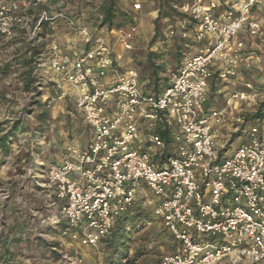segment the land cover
Returning a JSON list of instances; mask_svg holds the SVG:
<instances>
[{
    "label": "built area",
    "instance_id": "built-area-1",
    "mask_svg": "<svg viewBox=\"0 0 264 264\" xmlns=\"http://www.w3.org/2000/svg\"><path fill=\"white\" fill-rule=\"evenodd\" d=\"M238 3L239 0H186L174 4L179 18L175 25L169 27L165 35L172 38L179 36L190 41L197 46V52L191 56H185L176 68L170 70L167 83L162 87L159 85L158 89L145 85L141 73L136 68H124L115 54L116 43L121 44L126 51L135 50L140 39L139 27L135 22L120 29L108 30L113 33L114 41L106 35H96L87 40H80L81 47H76L72 55H67L62 45L54 43L51 48L48 46L47 62L39 64V66L46 65V70L52 75L49 81L53 82L55 89L60 90V95L64 99L71 101L72 97L79 96L82 92L84 96L92 97V105H96L98 101L103 100V97L97 94L98 91L110 92L112 89H120L131 102V107L127 109L129 114L143 113L134 117L139 124H144L146 121L156 123L155 135L146 133L149 139L139 140V143L144 145L141 151L135 153L140 163L132 158L131 152L126 153L127 159L117 152L109 157L112 166L108 175L96 172V168L103 164L107 153L102 147L93 150L90 138L83 147L79 144L71 145L61 158V162L66 159L67 163L76 164L82 172L95 173L92 180L106 184L108 191H114L113 183H117L123 189L125 184L139 179V176L130 175L132 171L139 172L141 168L152 167L153 160L158 162L155 175L159 177L165 173L166 178L157 183V187H163L165 191L163 199L157 202L154 215L173 237L175 245L172 251L164 253L155 264H180L189 256L192 258V264L264 262V239H261L264 236V232L261 231L264 229V216L260 215L264 212V163L256 159L264 153V147H261L264 144V136L260 135L261 128L258 126L260 124H255L251 128V132L256 133V136L249 135L247 140H243L234 151L227 155L221 154L219 148V150H213L214 157L209 160V149H205L199 153L202 158L200 161L191 162L182 151L183 141L188 145L189 155H196L197 149L203 147L202 137L205 129L208 135L216 138L214 133L216 126L211 123V117L225 113L229 116L231 109H252L256 105V92L238 90L226 95L224 106L206 108L209 82L214 74L213 68L221 62L225 64V67H217L216 70L221 80L238 76L242 67L264 68V57L254 51L244 52L245 43L243 38H240L242 33L250 37L260 33L261 22L252 14L253 10L260 5L258 2L252 4L247 9L248 18L246 19L237 7ZM141 9L142 1L140 0L135 11ZM31 14V10L27 13L4 12L3 17H0V33L4 37L7 35L3 31L6 21H8L9 31H18L24 16ZM21 30L26 32V29ZM164 43L166 40L158 38L150 50L159 52V48ZM94 49L95 55L92 54ZM76 55L81 61L87 57V65L81 62L72 66L73 71H78L83 79L78 80L76 75L68 74L62 84L58 79L61 76L58 70L63 65L66 71L69 62ZM105 59L108 64L102 65L101 62ZM93 76L96 79H93ZM116 76L122 79L117 80ZM97 81L103 85L102 89H97ZM201 83L208 87V92H202ZM133 91L139 92V95L134 96ZM173 92H177V95L174 96ZM121 93L113 92L112 99L119 103ZM202 95L205 97L203 100ZM185 96H188L193 103L188 104L184 100ZM233 97L237 98L233 99ZM149 102L151 106L141 107L148 105ZM76 104L78 111L83 109L90 134L95 133L99 136L97 143L102 141L108 145V148H112L115 147L117 139L119 142L124 141L125 133L116 128L107 135L100 136L99 133L104 131L100 116H96L88 100L80 104L77 99ZM161 104L163 107H159ZM99 111L101 116L105 115L106 109L102 104ZM120 111L125 109L121 108ZM107 113L110 116H116V113L110 109ZM194 113L195 119L192 118ZM239 128L237 127L235 131L237 132ZM190 135L195 136L194 141L189 139ZM155 139H160L165 144V150L150 156L149 153L152 151L150 148L156 147ZM245 147H251L252 154L244 152ZM85 154L88 157L86 161L76 160L77 155ZM57 166V162L51 164L43 175L44 179L36 181L35 187L39 200L37 213H41V222L56 220L54 228L65 225V221L59 219L58 213L72 207L76 192V189L72 187L75 183L73 180L75 173L60 177L56 171ZM66 167L67 164H63L61 170ZM122 168H126L127 171H122ZM206 169H220L221 174L214 175L212 171H205ZM176 172L180 174L174 175ZM194 182L195 186L189 187ZM88 186L95 188V195L89 197L90 203H95L99 199L103 210V206L112 197L105 196V188L102 186L98 187L91 183ZM189 193L192 194L191 198L188 197ZM86 195L84 190H80V199ZM121 195L126 199L128 191H122ZM251 197L255 199L252 200ZM169 205L172 207H168ZM203 209L208 211L205 213ZM128 211L122 210L115 220L111 219L112 213L109 212L111 227L110 235L107 237L111 236L117 220ZM213 212L216 213L215 216L212 215ZM174 216L183 217V219H173ZM170 220L171 223H169ZM193 220L200 223L193 224ZM63 230L66 231V227ZM107 237H101V239L104 240ZM236 237H240L239 242L233 243ZM202 240L204 244H211L212 247L202 248ZM188 245H191V248Z\"/></svg>",
    "mask_w": 264,
    "mask_h": 264
},
{
    "label": "clouds",
    "instance_id": "clouds-1",
    "mask_svg": "<svg viewBox=\"0 0 264 264\" xmlns=\"http://www.w3.org/2000/svg\"><path fill=\"white\" fill-rule=\"evenodd\" d=\"M106 2L107 0H0V17H3L4 12L9 11L27 13L28 10H31L32 13L31 15H25L19 24V28L26 29V32L23 33L19 31H9L8 21H6L3 31L6 32L7 35L2 41H0V44L7 43V41L14 39L20 41V43L15 45L16 48L20 49V52L16 55L20 56L26 51L27 48L32 46L30 42L40 30L41 22L48 21L49 27L53 30V35L48 38L49 48H51L54 43L59 44L64 46V50L67 55H72V52L76 51V49L73 44L65 43L66 38L64 33L74 35L78 40H87L96 35H103L104 33H98L96 29L99 26L100 18L106 14L104 7ZM139 2L140 0H126L125 10L135 12V7ZM257 2L259 3L261 9L259 15H264V0H239L237 7L247 19V9L252 4ZM42 4L47 5L49 8L53 9V11H41L40 5ZM33 21H35L34 24ZM13 51L14 49H9L7 53L0 56V65L11 61L13 69L12 75H10L7 79L0 77V98L3 97L4 93H8L12 101H19L16 104L9 103L5 105L4 110L0 112V120L9 121L8 124H5L2 128H0V137L7 135L8 139L13 141L15 144L12 157L9 159L15 157L17 152H29V141L30 137L32 136L31 131H24L22 133L19 131H13L11 129L12 122L16 119H22L24 126L28 125L29 123L33 124L34 126L36 115V113H33L32 116H28L23 111L27 102L35 96V93L29 92L28 94H25L22 88L17 91V88H19L21 84V74L24 72V68L17 62L13 55H11ZM92 54H96L95 49L93 50ZM29 55H31V53H29ZM41 59H44V57H41ZM81 62L87 65V57H85L84 61H81L78 55L73 56L66 71L62 65L61 69L58 70L61 73V76L58 77V79L62 84L67 78L68 74L76 75L78 80L83 79V77L79 75L78 71H73L72 67L73 65ZM101 64H108L107 59L103 60ZM38 76V83L51 78V76L47 73L46 65H40ZM93 79H96V77L93 76ZM115 79L119 80L122 79V77L116 76ZM173 79H175V77H173ZM243 83V78L238 77L234 84H230V90L235 91L236 87L238 85H242ZM9 85H11V87H9ZM200 86L202 88V92H208V87L206 85L201 83ZM102 88L103 85L97 81V89L99 90ZM129 91L132 90L129 89ZM52 92L53 89H48L47 95L44 97V99H48V97L52 95ZM55 92L56 96H52V99L49 101V103H59L62 106H66L69 101L65 100L64 97L60 95L59 89H55ZM113 92L121 93V90L112 89L110 92L98 91L97 94L102 96L103 100L98 101L96 105H92V97L84 96L82 92H80L79 96H74L71 98L74 109L77 108V99L79 100L80 104H83L85 100H88L89 105L95 110L96 116H100L101 118V127L104 129V131L99 133L100 136L107 135L112 131L113 128L119 129L121 132L125 133L124 141L119 142L117 139L115 147L112 148H108V145L104 144L102 141L97 143L96 141L99 140V136H97L95 133L90 134L93 150L101 147L106 150L107 154L104 157L103 164L96 168V172H102L105 175L109 174L112 166L109 161V157L116 154L117 152L124 155L125 159H127L126 153L131 152L133 154L132 158L136 160L137 163H140L139 158L135 155V153L141 151L144 148V145L139 143V140L149 139V136L146 133H153L154 136L156 129V123L151 121H146L144 124H139L137 119L134 117H138L139 114L143 113L138 114L133 112L132 114H129L127 109L131 107V102L129 101L128 96L121 93L119 96V103H117L116 100L112 99ZM132 94L134 96L139 95V92L133 91ZM173 95H177V92H173ZM57 97H59V99H57ZM204 98L205 97L202 95L201 99L203 100ZM236 98L237 97H233V99ZM258 98L264 99V97ZM184 100L187 101L188 104L193 103V101L190 100L188 96H185ZM101 104L106 109L104 116H101L99 111ZM148 106H151V102H149L148 105H142L141 107ZM159 107H163V104L159 105ZM121 108H124L125 111H120ZM185 108L187 109V105H185ZM109 109L112 112H115L116 116L108 115L107 110ZM247 111H249L248 108L243 109L244 113ZM79 113L81 117L84 116L83 109H79ZM192 118H196L195 113L193 114ZM110 121H114V123H110ZM211 123L216 126L215 131L218 134L217 138H213L212 136L208 135L207 130L205 129L204 136L202 137L203 147L197 149L196 155H189L188 145L186 142L182 141V143H184V148L182 151H184V154L188 156L191 162L200 161L202 158L199 156V153L205 149H209V160L213 159V150H219V147L222 145V143L227 141L229 125L232 123V121L228 119L227 114L225 113L216 117H211ZM258 126L261 128L260 135L264 136V124ZM193 127L195 126L193 125ZM243 127V136L245 140L248 139L249 135H257L256 133L251 132V123ZM221 131L224 132V135H219ZM189 139L194 141L195 136L190 135ZM38 143L44 145L45 148L50 147L49 145H46L43 140L38 141ZM155 145L156 147L149 153L150 156H154L158 151L165 150V144L162 143L160 139H155ZM253 146H255L254 141ZM261 147H264V144H262ZM244 152L252 154V148L245 147ZM54 159H56L58 164L56 171L59 173L60 177H64L69 173H75L73 176L75 183L72 184V187L76 189V192L72 200V207L65 209L62 213H58L59 219L64 220L66 226V231L60 229V231H62V237L59 240V244L60 250L64 254L61 264H104V257L107 254V248L101 237H107L110 235L109 228L111 227V221L109 218V212L112 213V220H115L117 215H119L122 210L134 211L137 208L142 207L154 212L155 208L157 207V202L163 199L165 191L163 187H157V183L159 180L165 179L166 174L162 173L159 177L155 175L158 162L153 160L152 167L147 169L141 168L139 172L132 171L130 173V175L133 177L139 176V179H135L125 184L123 189L117 183H113L112 187L114 191H108L106 184L98 180H92V176L95 175V173L90 174L82 172L76 164L67 163L66 159H64L62 162L59 158L54 157ZM87 159L88 157L86 154L76 156V160L79 162H84ZM237 159H239V156H237ZM256 159L264 163V153H261V157H256ZM36 163H39V160H37ZM63 164H67V167L61 170ZM22 166L27 167L26 164ZM121 170L127 171L126 168H122ZM205 171H212L214 175L221 174L220 169H206ZM179 174V172L174 173V175ZM225 179L227 178L225 177ZM90 183L95 184L98 187H104L105 196L112 197V199L103 206V210L101 209L102 202L99 199H97L95 203H90L89 201V197L95 195V188L88 186ZM194 186L195 182L193 185H189V187ZM80 190H84L87 193L83 199L79 198ZM122 191H128V196L126 199L123 195H121ZM191 195L192 194L189 193L188 197L191 198ZM116 197H119V199H116ZM251 199L254 200L255 197H251ZM168 207L172 206L169 205ZM203 210L205 213L208 211V209ZM212 215L215 216L216 213L213 212ZM260 215L264 216V212H261ZM25 219L26 214H23L17 218L16 222L23 226ZM173 219H183V217L174 216ZM171 222L172 221L170 220L169 223ZM192 223L199 224L200 222L193 220ZM48 225L56 227V220H43L39 224L29 226L31 229L30 238L33 241V248L36 251H39L36 237L42 236V233L39 231V229L46 228ZM204 227H206V225ZM261 231L264 232V229ZM45 239L50 240L51 238L45 237ZM239 239L240 237H236L233 240V243H238ZM261 239H264V236H262ZM159 242V239H157L152 232H145L143 237L136 241V244L143 245L147 248H152ZM40 246L42 247L43 245ZM188 247L191 248V245H188ZM201 247L207 249L211 248L212 245L204 244L201 241ZM72 253H75V255ZM5 261L6 257L4 256V249L0 248V264H5ZM26 264H44V262L42 259L37 257L34 261L26 262ZM180 264H192L191 256L187 257L185 261L180 262Z\"/></svg>",
    "mask_w": 264,
    "mask_h": 264
},
{
    "label": "rangeland",
    "instance_id": "rangeland-1",
    "mask_svg": "<svg viewBox=\"0 0 264 264\" xmlns=\"http://www.w3.org/2000/svg\"><path fill=\"white\" fill-rule=\"evenodd\" d=\"M142 9L135 12L125 10L126 0H116V9L119 14L118 20L123 22L124 27L131 22H138L139 24L147 21V26L140 25L142 36L135 46V50L126 51L125 55L118 58L120 64L124 67H134L140 73L142 81L145 85H152L151 68L149 67L148 55L153 44V39L157 37L161 40H166L159 48L158 57L152 60L158 67V77L161 82V87L167 83L168 73L170 70L176 68V65L185 57L191 56L197 52V46L188 40L176 37H169L165 34L171 25H175L179 16L175 11L174 4H179L186 0H141ZM40 5V10L42 6ZM174 10H169V8ZM260 7H256L252 14L261 22V31L255 37H250L246 33H242L240 38H243L245 43V51H254L264 57V15H259ZM53 11V9L51 10ZM173 17H176L173 18ZM96 31L104 33L107 36L108 28L102 24V17L100 18L99 26ZM44 40H48L53 35V30L46 26L43 28ZM156 34L155 38L154 35ZM65 38H72L74 42L78 41L74 35L64 33ZM155 41V40H154ZM20 43L16 40L13 42L0 44V56L8 52L9 49H14L11 53L13 57H17L19 61L24 57V53L20 56L16 54L20 52L15 45ZM188 45V46H187ZM5 63L0 65L4 67ZM23 67V66H22ZM40 67V66H39ZM13 69L7 73H2L0 70V77L7 79L12 75ZM213 76L210 79V104L215 101L222 104L221 97L225 93H230V84H234L237 77L221 80L217 73L216 67L213 68ZM48 75L51 73L47 70ZM26 76L21 74V84L17 88L23 89L25 94L34 92L35 96L27 102L23 111L28 115H35V125L29 123L24 126L22 119H16L11 124L13 131H31L29 146L30 151L27 153L17 152L15 157H12L15 144L13 141H7L8 150L0 149V248L4 249V256L6 257L5 264H26V262L34 261L37 257L43 260L44 264H61L63 252L60 250L59 240L62 237V231L59 228L47 226L41 228L39 231L42 236L36 237L37 247L39 251L33 248V241L31 237L30 225L34 226L41 223V213H37L39 208V200L35 193L36 181L44 179L45 172L48 167L56 162L55 158H61L65 155L71 145L85 146L90 138L89 126L84 118L80 116L79 111L73 108L72 103L62 106L59 103L50 104L52 95L48 99H44L47 95V90L51 89L52 85L49 79L46 81L33 83L32 89H27L25 85ZM244 82L251 83V88H246L244 85H238L236 90H248L257 93L256 105L249 109L246 113L243 111L238 117L234 115L233 129L240 127L239 130L230 131L227 134V141L222 143V153L234 151L244 139V127L251 123V125L262 124L264 116L258 120L254 119L258 105L264 100L258 97H264V68H252L243 76ZM150 84H147V83ZM11 87V85H9ZM222 90L220 94L216 92ZM148 88V87H147ZM67 100V99H65ZM19 101H12L8 93H4L0 98V112L5 108V105L11 103L16 104ZM46 102V107L49 112L48 118L45 121L38 119L37 115L40 113V108L37 103ZM62 109V110H61ZM75 118V123H74ZM239 118V120H238ZM243 121V122H242ZM8 120H0V128L8 124ZM224 135V132H223ZM5 137V136H2ZM8 138V136L6 135ZM43 140L46 145L50 147L45 148L44 145L38 143ZM34 145V146H33ZM151 150L154 147L150 148ZM39 160V163L36 161ZM27 165L24 167L22 165ZM37 200V202H35ZM133 212L141 213V217L130 223L127 230L116 246H114L113 237L103 240L107 248V254L104 257V264H155L159 258L166 252L173 250L175 241L169 232L164 228L159 220L156 219L154 212L145 209L137 208ZM26 214V219L23 226L16 222L17 218ZM145 232H152L154 236L159 239V243L152 248H147L143 245H137L136 241L143 237ZM50 237V240L45 239ZM204 242V240H202ZM40 245H43L42 247ZM75 255V253H72ZM264 264V262L259 263Z\"/></svg>",
    "mask_w": 264,
    "mask_h": 264
},
{
    "label": "trees",
    "instance_id": "trees-1",
    "mask_svg": "<svg viewBox=\"0 0 264 264\" xmlns=\"http://www.w3.org/2000/svg\"><path fill=\"white\" fill-rule=\"evenodd\" d=\"M104 7L106 10V14L102 16V24L107 26L108 30H116V29H120L124 27L123 22L118 20L119 14L116 9V0H107ZM41 9L47 10V11L52 10L47 5H43ZM169 10L171 11L174 9H172L171 7L169 8ZM177 16H179L178 13H177ZM173 18L176 19V17H173ZM46 26H49V22L42 21L40 30L36 33V36L30 42L32 46L26 49V51L24 52L25 55L20 61L17 57L14 56L17 62L24 68V72L22 74L23 76H26L25 85L27 89L33 88L32 87L33 83L34 81H36L38 72L40 70L39 64L47 62V49H48L49 44H48V40L43 39L45 35L43 32V28ZM18 31L21 33L25 32L24 30H21L20 28H18ZM155 36L156 34L154 35V38ZM3 39H4V36L0 33V41H2ZM157 39L158 37L156 39H153V41L151 42H153L154 44ZM13 41H16V40L15 39L10 40V42H13ZM29 53H31V55H29ZM158 56H159L158 52L151 51V50L149 51L148 60H149V67L151 68V74L149 77H151L153 84L148 85V87L154 86L155 89H158L160 84H159V77L157 75L158 67L155 65V63L152 60L154 59V57H158ZM41 57H44V59H41ZM3 66L4 67H1L0 70L4 74L7 73L9 70H12L11 61L5 63V65ZM147 84H150V83L148 82ZM51 85H52L51 89H53V95L56 96L55 87H53V83H51ZM37 105L40 108V113L37 115V117L38 119L45 121L49 115V112L46 107V102H43V103L38 102ZM263 116H264V100L258 105L255 113L253 114L254 119H258V120L261 119ZM7 141H8V138L6 136L0 137V149L4 151L8 150ZM35 202H37V200H35ZM140 217H141V213H138V212L135 213L133 211H128L126 214H124L117 220L114 230L111 234V236L113 237L112 240L114 241V246H116L118 240L122 238V236L125 233V230H127L130 223L137 221ZM65 227L66 226L62 224L59 227V230L64 229ZM109 237H107L106 239H108Z\"/></svg>",
    "mask_w": 264,
    "mask_h": 264
},
{
    "label": "crops",
    "instance_id": "crops-1",
    "mask_svg": "<svg viewBox=\"0 0 264 264\" xmlns=\"http://www.w3.org/2000/svg\"><path fill=\"white\" fill-rule=\"evenodd\" d=\"M136 23V22H135ZM145 25V26H147V21L145 22V23H141V24H139L138 22H137V25H138V27H139V31H140V37L142 36V31H141V26L140 25ZM107 36H109L110 38L109 39H111L112 41H114V35H113V33L112 32H107ZM65 43L66 44H73L74 45V47L76 48V47H81V45H82V43H81V41L80 40H78V41H76V42H74L73 40H72V38H67L66 37V41H65ZM64 47V46H63ZM126 51L124 50V48H123V46L121 45V44H119V43H116V46H115V54H116V56L118 57V58H120V57H122L123 55H125L126 53H125ZM217 67L218 68H221V67H225V64L223 63V62H221L219 65H217L216 66V70H217ZM127 68H130V67H127ZM249 70H252V69H245V68H241V70H240V72H239V74H238V77H242L243 78V76L245 75V73H248V71ZM238 77H237V79H238ZM210 83V82H209ZM242 85H244V86H246V88H249V86H251V83H249V82H244ZM226 88H228V87H224L223 89H221V90H219V91H217L216 93L217 94H220L221 93V91L222 90H225ZM235 91H237V90H235ZM229 92L231 93V92H233V91H231V90H229ZM228 93H225V94H223V96L221 97V103L222 104H219V102H217V101H215V99H214V103L213 104H210V88H209V96H208V101H207V104H206V108L207 109H209V108H220V107H222V106H224V102H225V97H226V95H227ZM243 109L244 108H235V109H231V111H230V114H229V116H228V119L229 120H233L234 119V115L235 114H237L238 115V117L240 116V113L243 111ZM238 120H239V118H238ZM260 120V119H259ZM263 123L262 124H264V119H263V121H262ZM262 124H260V125H262ZM230 131H235V129H233V121H232V123L229 125V131L228 132H230ZM214 133H215V136H216V138H217V132L215 131V128H214ZM219 135H223V131H221L220 133H219ZM220 148V150L222 151L223 149H222V145L219 147ZM229 153H231L230 152V150L228 151V153H225V154H223L222 152H221V154H223V155H227V154H229Z\"/></svg>",
    "mask_w": 264,
    "mask_h": 264
}]
</instances>
